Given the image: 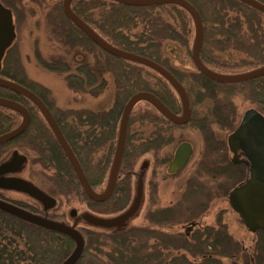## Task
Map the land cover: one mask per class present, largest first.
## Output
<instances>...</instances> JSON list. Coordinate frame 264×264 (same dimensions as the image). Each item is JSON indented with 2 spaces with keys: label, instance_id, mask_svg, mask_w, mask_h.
<instances>
[{
  "label": "trees",
  "instance_id": "1",
  "mask_svg": "<svg viewBox=\"0 0 264 264\" xmlns=\"http://www.w3.org/2000/svg\"><path fill=\"white\" fill-rule=\"evenodd\" d=\"M186 1L198 11L203 22L204 39L200 55L203 64L208 69L220 74L223 70H234L236 73L227 75H238L264 66V30H262L260 15L256 14L257 12L253 13L249 9L243 12L240 10L243 6L236 0ZM257 1L264 4V0ZM94 2L103 3L101 0H94ZM157 10L159 11L154 15L156 18L149 31H142L134 39L126 34V31L130 32L131 27L135 26L132 23L133 15L131 16L130 12L138 11L141 14L149 12L145 9L127 10V15L132 18H128L130 23L115 22L117 24L114 23L111 37L106 35L109 39L113 38L117 44L111 43L108 39L107 42L110 45L148 58L169 71L186 90L192 106V117L188 124L177 126L146 103L149 107L142 110L136 120L143 136L140 155L152 153L154 162L157 163H154V167L160 161L162 165L169 162L170 156L167 154L158 162L159 154L162 155L164 149L175 143L177 129L186 128L197 130L203 136L205 150L199 165L191 176L186 178L179 201L166 207L154 205L149 212L147 225L131 227L120 232H110L93 225L83 230L85 247L77 264H264V232L257 233L255 247L248 252L227 233L226 226L219 220L215 227L201 224L202 214L208 211L209 205L215 199L227 196L229 191L236 187L234 184L230 186V182L237 178L240 184L245 177L244 166L231 164L227 155L226 141L219 134L232 133L238 125L232 96L246 97L264 115V77L239 84H218L198 71L189 72L177 69L171 63L170 58L165 55L164 50L166 41L185 45L187 40L185 41L183 37L184 34L188 35L185 18L188 13L172 5L169 8H158ZM77 14L93 27L102 25L101 13L97 15L98 18L88 16L84 11ZM145 16L150 15H143L141 19L144 20ZM96 52L95 77L87 71L83 74L89 86L94 81L95 83L102 82L101 78L104 74H108L109 55L102 56L98 50ZM230 53H237L240 59L235 63H229L225 59L220 60L221 56L224 58ZM84 59L85 62L88 60ZM128 67L130 66L125 67V76H121L119 72L113 73L117 83L120 84L117 99L122 103L120 106L117 105L115 115H113L115 110L112 109V111L97 114L98 128L107 131V140L111 142L112 149L106 153L99 165L93 164L89 170L85 169V172L100 174L104 173L107 166L109 167L115 150L114 145L118 136L116 132L118 133V122L124 103L134 94L149 92L160 99L173 113L180 114L181 104L168 89L161 76H157L156 73V76H153L150 74L153 72L139 66L130 71ZM75 79V77L70 78L72 83ZM96 87L95 95L98 94L97 91L99 92L106 86ZM0 97L26 104L24 97L4 89H0ZM205 103L214 107L206 115L205 112L199 111L200 106ZM223 106L227 109L223 110L222 114L223 108L221 107ZM34 113L31 112L32 115ZM12 114L15 116L14 122L7 117L3 121L0 120V126L4 123H11L9 125L12 128L18 125L16 124L18 114L14 112ZM132 122L134 119L130 118L128 143H130L129 133ZM31 127L32 125L12 144L1 146L0 154L10 147L21 146L29 151H36L39 153V159L40 157L42 159L40 162L47 163L40 155L44 150L41 146L43 145L42 140L28 139ZM135 135L138 137L137 133ZM132 139L135 144L139 137ZM36 152L33 153L36 155ZM131 154L125 149L115 192L104 203H95L88 199L77 182L73 169L60 150L49 153L48 163L54 164V174L47 178L53 183V188L45 190L46 193L40 190L34 184L35 182L29 183L54 200L58 196L73 194L82 203H86L90 211L99 215L112 214L122 210L121 204L127 201L132 178L138 174L134 172L135 164L133 159L130 160ZM134 157V159L137 158V153ZM92 186L96 188L94 184ZM153 188L157 187L153 184ZM24 209L35 214L41 213L39 208L33 206L31 208L27 206ZM51 217L53 216H49ZM176 228L181 231H173ZM74 248L75 244L70 238L0 210V264H62L72 254Z\"/></svg>",
  "mask_w": 264,
  "mask_h": 264
},
{
  "label": "rangeland",
  "instance_id": "2",
  "mask_svg": "<svg viewBox=\"0 0 264 264\" xmlns=\"http://www.w3.org/2000/svg\"><path fill=\"white\" fill-rule=\"evenodd\" d=\"M102 2L108 1L111 4V8L109 10H104L102 7L96 9L95 15L98 18L97 15H100L101 13V22L102 25H97L98 27L94 28L98 33H100L106 40H108L109 37H111L112 30L114 27L115 22H121L127 24L130 23V20L128 18H131L129 15H127V10H143L149 12H144L141 14V12L138 11H131V16L133 15V21L132 23L135 24V26H132L130 29V32L126 31V34L131 38L134 39L136 36L140 35L142 31H149V28L154 24V20L156 17L154 15L159 11L158 8H169L170 4L166 5H159V6H145V7H134V6H128L124 4H120L114 1L109 0H101ZM238 1V0H236ZM243 7L240 8V10L249 11L260 15V24L262 27V30H264V14L261 12H258L257 10L241 3L238 1ZM175 6V5H172ZM125 12V13H124ZM143 15H150L145 16V19L142 20L141 17ZM131 18V19H132ZM186 23H187V31L188 35L184 34V40L186 41L182 45L177 42L173 41H166L165 45V55L168 56L171 60V63L174 67H176L179 70L183 71H196L195 66L192 61V49L194 45L195 40V27L193 20L191 16L186 14ZM58 23V22H57ZM117 24V23H115ZM95 25V24H94ZM136 27V28H135ZM27 33L23 31V34L21 33L22 39H20V49H21V56L19 60L16 61V66H12V69L10 72L12 74H15L17 77H23L25 76L28 80H33L38 83V85L34 86H40L46 88L50 94L53 102L56 103L57 106H60L64 109H70V108H84L89 107L91 109H94L96 112L100 109H112L115 110L114 114L116 113V109H118L117 105L122 104L120 100L117 99L118 94V86H120L119 82L117 83V79L115 78V75L113 73L119 72L121 76H125V67H128L129 71L133 68L139 66L141 68H145L148 71H151L153 73H150L153 76H156V72H154L152 69L145 67L143 65L123 60L120 58H117L115 56H112L108 53H106L101 48L95 47L96 50L99 51V53L102 56L109 55V61L107 63L108 69L106 74V80L108 82L107 86L103 89L97 91V95L95 97H83L82 101L76 102L74 101V97L78 98L79 96L75 95L74 92L70 90V87L68 85V81L66 79V73H69L71 69H67L66 71H57L55 69L57 63L63 62L66 63L67 66H70L72 61H82L85 58V55L87 53H83L81 50L77 52L79 55H82L83 59H78L76 56L73 59L68 60L70 57L62 58L61 52H57V54L52 53L53 46L52 41H55L50 36V28L44 24L40 23L39 27H33L32 22H29L25 28ZM31 31L33 32V35L30 36ZM26 33V34H25ZM107 35V36H106ZM35 38L38 40L37 43L35 42ZM109 41L113 44H116L113 41V38L109 39ZM117 45V44H116ZM55 47V46H54ZM124 49L131 50L128 47H123ZM39 51V55L41 57L39 58V55L36 56L32 51ZM28 51V52H27ZM26 52V53H25ZM107 54V55H106ZM236 54V55H235ZM28 55V56H25ZM226 60L227 62L235 63L236 60L240 59V56L237 55V53H230L226 57H220V60ZM69 61V63L67 62ZM85 60V59H84ZM14 62L11 61L7 63L12 64ZM1 63V62H0ZM132 67V68H131ZM245 70V69H244ZM249 70V69H248ZM9 72V71H8ZM156 73V74H155ZM222 74H231L236 73L234 70H223L221 71ZM159 76V75H157ZM160 77V76H159ZM8 79L14 80L15 78L6 77ZM25 81V80H24ZM29 83V86H33L34 83H31L29 81H25ZM168 89L171 91L172 94L177 98L179 101V98L176 94V92L172 89V87L166 82ZM97 88V87H96ZM231 96V95H230ZM232 100L234 101L235 107H236V121L237 123L241 122L243 114L251 108H255L249 100H247L246 97L242 96H232ZM118 101V102H117ZM180 102V101H179ZM76 103L75 106H71L69 104ZM125 105V103H124ZM149 107L146 103H140L136 106L134 109L131 118L134 119V122H132V126L129 133L130 143L126 142V149L129 150L130 153V160L134 162V172L137 173H145V187H144V193L142 198L141 206L138 210V212L135 214L134 217H132L129 221H127L125 224L113 228V229H107V231L110 232H120L128 230L131 227H138V226H145L148 224L147 220L149 217V212L153 208L154 205H159L160 207H166L169 205H172L179 201L181 194H183L182 187L185 184L186 178L191 176V174L194 172L196 167L199 165L202 155L204 153V140L202 138V135L197 131L190 128L186 129H177L175 131V143L171 145V147H167V149H164V152L162 155L159 154V160H162V157H164L166 154L170 156L169 162L162 165L161 161L158 163V165L154 167V156L152 153H147L144 155H140V140L143 137L141 134V129L139 127V124L136 123V120L139 118L140 112L144 110L145 108ZM204 109L211 108L209 103H205L203 105ZM224 107V106H223ZM2 108V107H0ZM80 108V109H81ZM225 110L227 109L226 106L224 107ZM199 109V108H198ZM105 110V111H106ZM111 110V111H112ZM200 112H203L199 109ZM181 112V110H180ZM13 116L11 111H7V109H0V120H4L5 118ZM121 117V116H120ZM20 118H16V124L20 123ZM120 119L118 122V129H119ZM238 126V125H237ZM11 126L9 124H4L0 127V133L9 130ZM137 130V132H136ZM137 133L139 137V141L136 140L135 144L133 143V137L137 139L138 137L135 135ZM218 133H220L218 131ZM118 133L116 132V135ZM230 132L227 133H221L219 134L220 137H222L226 142L227 138L229 136ZM128 135V134H127ZM183 142H189L194 147V155L188 164V166L181 172L175 175H168L167 173V167L168 164L172 161L176 148L179 144ZM135 145V146H134ZM8 149V148H7ZM135 149V151H133ZM18 151V155L20 157L25 158V164L24 166L17 171L14 176L15 177H23L27 179L29 182H35L34 184L42 191L46 192L49 189L53 188V183L48 180V176H52L54 174V170L52 167H47L46 165H42L38 162L39 156L35 155L33 152H30L24 147H10L7 151L0 154V166L7 161H10L12 159L13 151ZM133 152L135 153L133 155ZM228 152V158L231 159L232 155ZM137 153V160L134 159L135 155ZM105 150L100 152L94 157V161L92 162L95 166L99 165V163L104 159ZM114 155V154H113ZM25 156V157H24ZM108 174H109V167L107 166V169L105 168L104 173L102 174V179L99 185H97V190L99 192L103 191L107 187L108 183ZM138 176H134L132 178L130 191L128 193V198L125 203H122V210L108 214V215H99L89 210V207L86 203H82V201L79 200L78 197L71 194L68 196H58V198L55 199V210L52 211L50 214L51 216H54V214L57 215V218L60 220L65 221L69 225L75 224L77 221H79L78 226L83 228L85 230L86 228H91V225L88 224V222L83 218V216H89V217H98L101 219H114L122 216L124 213H126L134 204L137 194V184H138ZM94 181L95 178H93ZM246 179V176L243 178L242 182ZM238 179L234 178L232 182H230V186H238ZM241 181V179H240ZM153 184L157 188H153ZM235 188V187H234ZM46 190V191H45ZM230 192V191H229ZM0 193L5 196L6 198H9V200L13 201H27L33 205H37V203L29 198L28 196L21 194L19 192L10 191L6 189L0 188ZM47 193V192H46ZM156 198V199H155ZM75 210L77 212L75 217L71 216V211ZM202 218V225L208 226V227H215L218 224V220L224 224L227 228V233L232 236V238L240 243L248 252H251L254 247L257 240V233L253 234L250 233L244 226V224L241 222L239 216L231 209L228 202V194L225 197H220L214 200V202L209 205L208 211H205ZM83 218V219H81ZM81 219V220H80ZM173 231L179 232L181 231L179 228L174 229ZM225 263H228L227 260H224Z\"/></svg>",
  "mask_w": 264,
  "mask_h": 264
},
{
  "label": "water",
  "instance_id": "3",
  "mask_svg": "<svg viewBox=\"0 0 264 264\" xmlns=\"http://www.w3.org/2000/svg\"><path fill=\"white\" fill-rule=\"evenodd\" d=\"M73 0L64 1V12L68 19L75 24L95 45L100 47L106 53L117 58L131 61L152 69L159 74L176 92L181 106L182 114L177 115L170 111L160 99L149 92H138L133 95L127 102L119 129V137L117 148L114 156V161L110 171V178L106 190L102 194H97L90 186L78 160L73 154L70 146L66 142L58 126L54 122L49 110L43 102L31 91L25 87L0 78V88L11 91L17 95L25 97L33 102L41 111L46 121L53 130L57 141L59 142L67 160L73 168L79 182L89 199L96 203H104L108 201L115 191L117 185L119 171L123 159L127 128L130 115L133 109L139 103L146 102L153 106L162 116L168 121L177 125H186L191 117V106L188 94L180 82L165 68L159 64L149 60L148 58L120 50L97 35L90 27H88L77 15L70 9V3ZM120 4L145 7L159 5H175L185 10L192 18L195 27V40L192 49V61L195 69L207 79L218 84H239L249 82L261 77H264V66L238 75H223L208 69L201 60V49L204 39V27L202 19L198 11L186 0H110ZM241 3L257 10L264 14V4L257 0H238ZM12 35V28L2 22L0 17V60L2 51L9 44ZM0 107L12 110L22 116V123L16 129L0 136V145H4L19 138L27 129L30 115L27 109L21 104L12 100L0 97ZM227 146L232 154V162L235 165L241 163V156L247 160L249 167L248 178L245 182L239 184L232 189L228 194V202L231 209L239 216L245 228L253 234L264 232V116L255 109L247 110L241 119L239 126L227 138ZM193 154L192 146L184 142L180 144L176 151L172 162L169 164L167 173L170 175L176 174L183 170L188 164ZM23 165V160L14 155L12 161L0 168V176L13 173ZM0 187L14 189L25 193L45 205L47 209L54 206V200L45 195L32 184L13 179H0ZM143 198V186H138L136 199L133 206L122 216L114 219H101L97 217H87L90 225L103 229L117 228L129 221L138 212ZM0 210L13 215L26 222L34 224L43 229L58 233L70 238L75 248L72 254L62 264H77L81 259L85 240L83 235L75 228H71L61 223H57L24 209H21L13 204L0 200ZM74 211L72 215L74 216Z\"/></svg>",
  "mask_w": 264,
  "mask_h": 264
},
{
  "label": "flooded vegetation",
  "instance_id": "4",
  "mask_svg": "<svg viewBox=\"0 0 264 264\" xmlns=\"http://www.w3.org/2000/svg\"><path fill=\"white\" fill-rule=\"evenodd\" d=\"M64 1L65 0H0V17H1V20L7 26H10L12 28V35H11L9 44L2 51V56H1V60H0V62H1L0 63V78L14 82V83H17V84L25 87L26 89L31 91L33 94H35L43 102V104L49 110L54 122L58 126V128H59L60 132L62 133L63 137L65 138L66 142L70 146V148H71L73 154L75 155L76 159L78 160V162H79V164H80L91 188L97 194H102L106 190L107 187L103 191L99 192L97 190L96 186L100 184L103 173L97 174V173H93V172L92 173L85 172V169L89 170L92 167V165H93L92 162L94 161L95 155L99 154L100 152H102L104 150H105V155H106V153H108V151L112 149L111 148L112 147L111 142L107 140V138H108L107 131L105 129L104 130L99 129L98 128L99 126L97 124V114L101 113V112H105L106 109H100L96 112L94 109H91L87 106L84 108H81V107H78V108L73 107L70 109L61 108L60 106H57L56 103L53 102L54 100L52 99L50 92L46 88L41 87V85L40 86H34V85H38V83L33 81V80H28L25 76L17 77L15 74H12L10 72L11 70H13L11 65L16 66L17 65L16 61L21 59L20 56L22 53H21V49H20V39H22V36H21V33L23 34L22 30L23 29H24V31L26 30L25 28L29 22H32L33 27H36V28L39 27L40 23H44L50 28V36L52 37V39L55 40V41H52V46H53L52 53L57 54V52L59 51L62 54V56H61L62 58H65L67 56L70 57L68 60L73 59L75 56L78 59H83L84 57L77 53L80 50L84 54L87 53V55H85V58L88 59L86 62L83 59L82 61H75V62L72 61V63L70 64L69 61L67 60V62L69 63L70 66H67L66 63L59 62V63H57V65L55 67V69L57 71L59 70L62 72H64L67 69H71L69 73H66V79L68 81V85L70 87V90L72 92H74L75 95L79 96L78 98L74 97L73 98L74 101L80 102V101H82L83 97H85V96L95 97L96 96L95 95L96 86H107L108 82H107L106 77H105L106 74H104L103 78H101L102 82H100V83L99 82L95 83V81H94V83H91L90 84L91 86H89L85 82V80L83 78V74H85L86 71L88 74L95 77V72H94L95 71L94 66H95V60H96L95 56L97 57V55H96L97 50L95 49V47H98V46L95 45L75 24H73L68 19V17L66 16V14L64 12ZM86 1H88V2H86ZM101 7L106 11V10H109L111 8V4L108 1H104L103 3L96 4L94 2V0H73L70 3L71 11L75 15H77L79 18H80V16L77 13L81 12V11H84L85 13H87L88 16L96 17L95 11H96V9L101 8ZM80 19L88 27H90L97 35H99L104 41L107 42V40L100 33H98L96 31V29L89 22L83 20L82 18H80ZM25 32L27 33V31H25ZM32 35H33V32L31 31L30 36H32ZM37 41L38 40L35 38L36 43H37ZM98 48H100V47H98ZM32 53H34L36 56L39 55V51H37V50L36 51L33 50ZM25 56H28V55H25ZM40 57H41V55H39V58ZM10 59H11V61L14 60V62L12 64H10V63L6 64L7 60H8V62H10ZM6 77H10V78L16 77V79L11 80V79H8ZM71 77L76 78L75 81H73V83H72V80H70ZM24 80L29 81L31 83H34L33 86H29V83L25 82ZM0 89H2V88H0ZM24 99L26 100L25 105L22 104L21 102H18V101H14V102L21 104L29 112L30 119H29L28 127L25 130V132L28 130L30 125H32L31 130L29 132L28 139L31 141L33 139H37V138L39 140H42L41 144H43V145H41V146L44 150L42 151V153L40 155L43 156V160H45V162H47V163H41L40 161L42 159L40 157V159L38 158L39 161L36 163H41L42 165H46L47 167L53 168L54 164L48 163V161L50 160L49 153L51 154V152L55 151V150L56 151L60 150L63 154H64V152H63L59 142L57 141V138H56L53 130L51 129L50 125L48 124L45 117L43 116L41 111L38 109V107L33 102H31L29 99H27L25 97H24ZM127 102L125 103L124 108H125ZM143 103H146V102H143ZM75 104L76 103H74V104L71 103L69 105L75 106ZM203 105L200 106V110L205 112V115L214 109V107H211V108H206V110H205ZM190 106H191V104H190ZM224 107H221V108H223L222 114H223V110H225ZM124 108H123V111H124ZM134 109H133V111H134ZM251 109L257 110L256 108H251ZM109 110H111V108L106 110V111H109ZM10 111H12V110H10ZM32 111L35 112L33 115L31 114ZM133 111H132V113H133ZM257 111L260 112L259 110H257ZM12 112H14V111H12ZM14 113H16V112H14ZM132 113H131V115H132ZM122 114H123V112H122ZM122 114L120 117V122H121ZM181 114H182V106H181L180 114H177V115H181ZM131 115H130V118H131ZM17 117L20 118V120H21L20 123L18 125H16L15 127H13V128L11 127L9 130H6V131L0 133V136L8 133V132H10V131H12V130H14L20 126V124L22 123V116L20 114H18ZM191 117H192V106H191ZM191 117H190V119H191ZM8 118L10 119V121L14 122L15 116H9ZM129 121H130V119H129ZM4 124H11V123H4ZM4 124H2V125H4ZM239 124H240V122L238 123V126H239ZM128 126H129V123H128ZM119 129H120V124H119ZM119 129H118L117 140H116L115 145H114V149H115L114 155H113L112 161L109 165L108 182H109L110 171H111V167H112V164L114 161V156H115V152H116V148H117ZM127 134H128V128H127ZM202 138H203V136H202ZM17 139H15V140H17ZM14 141L7 143V144H4V145H0V147L6 146L8 144H12ZM138 141H139V139H138ZM126 142H127V135H126ZM187 143H189V142H187ZM189 144L193 148V154H192L188 164L190 163V161L194 155V147L191 143H189ZM139 145H140L139 146V148H140L142 145V139L140 140ZM204 147H205V143H204L203 148ZM226 148H227V151H229V148L227 146V142H226ZM125 149H126V143H125ZM125 149H124V152H125ZM31 151L36 152L34 150H31ZM18 153H19L18 151L14 150L13 155H12V159H13L15 154L17 156H19ZM229 153L231 154L230 151H229ZM227 154H228V152H227ZM36 155L39 156V153L36 152ZM64 156H65V154H64ZM123 156H124V154H123ZM20 158L23 160V165L19 169L15 170L13 173L0 176V179L22 180V181L29 183V181L23 177H15L14 176V174L17 171H19L25 164V158H23V157H20ZM65 158H66V156H65ZM12 159L10 161H12ZM66 160H67V158H66ZM229 160H230L231 164H233L232 158ZM10 161H7L6 163L2 164L0 166V168L2 166H4L5 164L9 163ZM241 161L242 162L239 163L238 165H235V164H233V165L244 166L245 170H246L245 176L247 179L248 178V170H249L247 160L244 156H241ZM67 162L69 163L68 160H67ZM169 164H168V166H169ZM188 164L186 165V167L188 166ZM69 165H70V163H69ZM121 166H122V163H121ZM120 169H121V167H120ZM167 169H168V167H167ZM183 170H181V171H183ZM181 171H179V172H181ZM119 173H120V171H119ZM178 173H176V174H178ZM74 174H75V172H74ZM168 175H170V174H168ZM173 175H175V174H173ZM137 176H138L137 177V179H138L137 187L140 184H142L143 193H144L145 173H143V172L138 173ZM75 177L77 179V182L80 184L79 179L76 176V174H75ZM93 178H95L96 181H94ZM118 180H119V177H118ZM117 183H118V181H117ZM93 184L96 187L95 189L92 186ZM80 186H81V184H80ZM107 186H108V183H107ZM0 188L10 190L12 192L15 191V192H19L21 194H24V195L28 196L29 198H31L32 200H34L37 203V205H33L27 201L9 200V198H6L1 193H0V200L7 202V203H10V204H13V205H15L21 209H24V207L27 208V206L29 208H31L32 206L37 207L40 209L41 213H39V214L33 213V214L38 215L40 217H43L45 219L57 222V223L64 224V225L69 226L71 228H75L83 235V228L78 226L79 221H77L73 225H69L65 221L58 219L56 214H54L53 217L49 218V216H51L50 214L52 213V209L55 208L54 207L55 203H54V206L52 208L47 209L43 203H41L40 201L36 200L35 198H33V197H31L25 193H22L20 191L14 190V189H9V188H4V187H0ZM81 188H82V186H81ZM115 189H116V187H115ZM89 200H91V199H89ZM54 202H55V200H54ZM21 206H23V207H21ZM24 210H26V209H24ZM74 211L75 210L71 211L72 217H75L77 214V212L75 211L76 214L73 216L72 213ZM30 213H32V212H30ZM87 217H89V216H83V218L86 221H87ZM83 218H81V219H83Z\"/></svg>",
  "mask_w": 264,
  "mask_h": 264
}]
</instances>
